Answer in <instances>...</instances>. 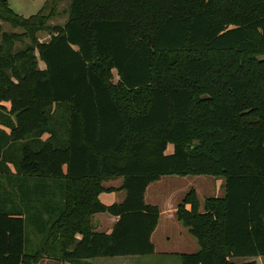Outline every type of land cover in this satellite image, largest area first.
<instances>
[{"label": "trees", "instance_id": "1", "mask_svg": "<svg viewBox=\"0 0 264 264\" xmlns=\"http://www.w3.org/2000/svg\"><path fill=\"white\" fill-rule=\"evenodd\" d=\"M60 1L23 18L0 0V177L36 206L0 210V264L55 247L68 264L153 255L160 214L145 193L170 176L225 180L201 210L194 189L177 206L199 246L180 264L264 258V0H70L49 25ZM118 180L124 200L102 204ZM96 214L118 219L110 233L94 232ZM30 218L46 252L27 257Z\"/></svg>", "mask_w": 264, "mask_h": 264}, {"label": "rangeland", "instance_id": "2", "mask_svg": "<svg viewBox=\"0 0 264 264\" xmlns=\"http://www.w3.org/2000/svg\"><path fill=\"white\" fill-rule=\"evenodd\" d=\"M10 9L17 15L23 18H29L39 12L46 0H6ZM70 0H61L56 5L57 17L49 22V25H64L67 20V7ZM3 33H21L20 29L12 28L9 24L1 23ZM49 36L46 33L38 34L40 43H47ZM28 40L23 43H17L14 50H19L29 45ZM40 68H43L39 64ZM117 78L114 75V81ZM0 129H3L0 127ZM44 139L46 138L43 137ZM172 146L169 145L167 153L171 154ZM6 177H0V188L6 183ZM223 178H212L206 176L184 177L170 176L161 178L158 182L151 184L148 188V193L145 203L150 206L158 207L159 221L157 225V234L154 237L155 251L151 256L137 258H106L103 264H180L179 256L182 254H195L199 251V246L194 237L188 230L184 228L175 217L176 208L181 204L185 196L191 191L196 190V196L202 209L204 200L210 198H222L224 194ZM53 192L51 199V207L56 209V212L50 216L53 221H56L58 216V208L61 205V198L58 195L57 185L53 182H47ZM9 186L8 183H6ZM122 180L103 184V188L108 192H102L98 199L102 204L109 206L111 204H120L125 198V193L121 190ZM1 190V189H0ZM37 207L38 204H37ZM43 222L48 219V215L40 211ZM111 216L107 214H96L91 217L90 225L95 233L107 234V231L112 225ZM29 222V221H28ZM52 223H50L51 225ZM50 227V226H49ZM102 227V229H100ZM102 230V231H99ZM34 234V231H32ZM40 237V236H39ZM43 237V236H42ZM41 240V246L43 245ZM47 258L54 259V254L47 255ZM260 259V258H259ZM262 260L254 261V264H264ZM108 261V262H107ZM237 264L250 262L249 260H235Z\"/></svg>", "mask_w": 264, "mask_h": 264}, {"label": "crops", "instance_id": "3", "mask_svg": "<svg viewBox=\"0 0 264 264\" xmlns=\"http://www.w3.org/2000/svg\"><path fill=\"white\" fill-rule=\"evenodd\" d=\"M8 169H9V172L11 173L10 175L14 174V169L12 166L9 165ZM6 183H4V186L0 188L1 189L0 190V210L4 212H12V214H15V215L17 214L22 219H25L27 215L32 218L31 212L32 210L36 209V206H35V209L34 208L30 209L25 204H23L22 201L17 196L16 190H15L16 188L13 186L14 184L12 183L9 186H7ZM224 184H223V190H224ZM148 188L145 193V201H146V197L148 193ZM31 218L29 222L26 221V225H25V233H26L25 254L27 257L36 256L37 253H39L40 251H45V248H46L44 246V241H43V245L41 246L42 238L39 237V235H37L35 232L34 234L32 233L34 225L32 224L33 222H31ZM111 220L113 222V225L107 231H105L107 232V234L112 231L118 219L112 217ZM100 229H102V227H100ZM99 231H102V230H99ZM156 234H157V228L151 237V242L153 246H154V237L156 236ZM77 239H80V237H77ZM154 251H155V246H154ZM58 253L59 251L55 247L54 248V259L49 260L50 258H47L46 253H44V254H41L39 261L36 264H68L67 262H64V263L59 262L60 255ZM133 258H137V257H133ZM244 260H249L250 262H247V263L254 264V261H259L262 259L261 258L260 259L259 258H247ZM104 262L106 261L103 259H93V260L87 261V263H91V264H103Z\"/></svg>", "mask_w": 264, "mask_h": 264}]
</instances>
